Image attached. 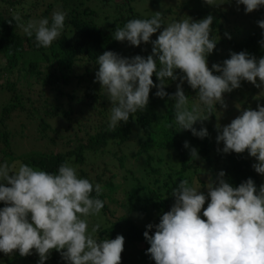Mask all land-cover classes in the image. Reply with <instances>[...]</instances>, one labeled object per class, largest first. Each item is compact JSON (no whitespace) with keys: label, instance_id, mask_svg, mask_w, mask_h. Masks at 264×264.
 <instances>
[{"label":"trees","instance_id":"trees-1","mask_svg":"<svg viewBox=\"0 0 264 264\" xmlns=\"http://www.w3.org/2000/svg\"><path fill=\"white\" fill-rule=\"evenodd\" d=\"M168 1L0 0V80H4L0 83V164L20 162L51 173L67 161L77 167L81 177L102 185L99 198L105 206L92 217L100 225L95 235L100 240L125 237L121 264H155L146 254L150 245L144 232L149 223L158 224L161 215L170 210L175 202L171 189L182 179L195 181L205 193L210 176L214 179L221 170L233 186L248 178L257 187L264 184V175L252 167L257 161L247 151H217L223 148V143L216 141L217 123L227 125L242 110L264 104V98L257 100L242 87L224 94L226 110L217 104L215 114L203 124L198 121L194 125L197 130L207 128L209 135L203 139L189 130L180 131L174 124V101L157 97L156 88L150 92L148 108L137 112L135 119L130 117L128 123L108 130L111 102L95 82L98 55L114 51L124 57H147L152 51L151 43L136 47L113 39L116 26L123 27L129 19L151 18L160 11L167 24L188 17L200 20L212 14L215 20L211 35L219 41L208 57L209 68L230 58L232 51L264 57L260 43L264 29L257 24L264 19V6L252 15L241 16L231 12L230 0L219 7L203 4L187 11L191 8L187 2L184 6H165ZM56 9L67 12L65 28L46 49L37 48L35 36L27 37L15 21L9 23L16 14L23 22L51 19ZM177 74L182 75L179 70ZM153 80L159 83L155 75ZM179 82L169 80L165 90L175 93ZM183 87L190 103L194 102L196 92L186 81ZM185 141L197 148L200 159L191 160ZM119 192L124 193L122 198L117 197ZM4 206L0 202V208ZM59 255L52 250L45 264H67ZM38 261L35 250L26 257L18 251L11 255L0 252L1 264Z\"/></svg>","mask_w":264,"mask_h":264},{"label":"clouds","instance_id":"clouds-1","mask_svg":"<svg viewBox=\"0 0 264 264\" xmlns=\"http://www.w3.org/2000/svg\"><path fill=\"white\" fill-rule=\"evenodd\" d=\"M235 2L246 13L264 6V0ZM204 3L220 6L216 0ZM66 16L67 12L56 9L51 19L23 22L16 14L9 23L15 21L27 37L35 36L37 48L46 49L61 36ZM214 20L209 14L200 20L188 17L165 24L162 12L156 11L151 18H133L123 27L116 26L113 39L136 47L151 43L152 51L147 57H124L114 51L98 55L95 82L111 102L109 131L148 108L153 88L157 97L174 101V124L180 131L189 130L201 139L209 135L208 130H197L194 125L215 114L217 104L226 110L224 94L239 89L242 81L262 89L255 99L264 98V57L232 51L230 58L209 68L208 57L219 41L211 35ZM257 24L264 29V19ZM225 36L231 39L230 34ZM260 43L264 46V40ZM169 80L180 81L175 93L165 90ZM185 81L196 92L192 103L183 87ZM216 131L217 144L223 143L218 152L247 151L257 161L252 165L255 172L264 175V104L242 110L227 125L217 123ZM184 147L190 150L191 160L200 159L197 148L187 141ZM225 176L223 170L214 179L210 176L207 193L188 179L171 189L174 204L158 224L149 223L144 232L150 245L146 254L155 264H264V184L257 187L248 178L233 186ZM102 192V185L81 177L67 161L51 173L5 161L0 164V202L5 205L0 208V252L18 251L26 257L35 250L38 264H45L52 250L60 252L67 264H121L125 237L100 240L95 235L99 223L91 224L90 218L105 206L99 198Z\"/></svg>","mask_w":264,"mask_h":264},{"label":"rangeland","instance_id":"rangeland-1","mask_svg":"<svg viewBox=\"0 0 264 264\" xmlns=\"http://www.w3.org/2000/svg\"><path fill=\"white\" fill-rule=\"evenodd\" d=\"M226 1H229V0H216V2L217 3H219V4H223L224 2H226ZM185 2H187V4L189 5V6H191V8H189V9H186V11L187 10H193V9H195V5H199V6H203V4L205 5V6H207L206 5V3H204V0H169L168 1V3L167 4H165V6H168V5H171V6H175L177 3H181V4H183V6H184V4H185ZM186 4V5H187ZM144 5L147 7V5H148V3H144ZM229 6H230V10H231V12L232 11H234V12H236L237 11V15L239 14V15H241V16H243V15H252V13L253 12H255V11H253L252 13H246L245 12V7L243 6V5H239V7L237 6V4H236V2H235V0H230V4H229ZM184 9H182V11H183ZM234 15V14H233ZM236 16V15H235ZM260 17H258V19H259ZM257 19V20H258ZM1 82H4V80H0V83ZM241 87L243 88V91H248V90H250V92H251V94L253 93V95L256 97V96H259V94H260V92L262 91V89H258V88H256L253 84H251L250 82H247V81H242L241 82ZM261 95H264V93H262ZM238 111V110H237ZM231 122V120H229L228 121V124ZM30 139H32V138H30ZM207 181V180H206ZM207 183H208V181H207ZM206 187V186H205ZM123 195H124V193L123 192H119L118 194H117V197L118 198H122L123 197ZM207 203V202H206ZM206 205L207 204H205V208H206ZM202 218H204V217H202ZM111 219V218H110ZM204 219H206V218H204ZM90 220H91V222H93V224L94 223H96V221L91 217L90 218ZM59 257L63 260V258H62V256H61V254L59 255ZM1 264V263H0Z\"/></svg>","mask_w":264,"mask_h":264}]
</instances>
